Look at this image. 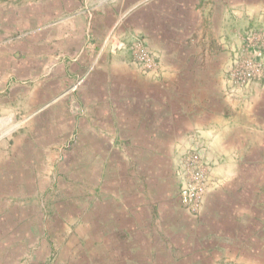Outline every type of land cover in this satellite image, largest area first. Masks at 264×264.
Listing matches in <instances>:
<instances>
[{
	"label": "rangeland",
	"instance_id": "obj_1",
	"mask_svg": "<svg viewBox=\"0 0 264 264\" xmlns=\"http://www.w3.org/2000/svg\"><path fill=\"white\" fill-rule=\"evenodd\" d=\"M240 8L243 7L236 5L232 9L239 12ZM233 33L234 30L231 36ZM251 34L258 39L256 46L263 49L257 58L246 46ZM139 44L148 46L145 39L136 42L130 75L133 72L134 90L142 94L146 87L140 82L157 69L158 63L155 52L149 48L156 60L155 67L147 70L140 65L135 59V47ZM3 47L0 43V50ZM9 55L14 57V53ZM217 56L214 64L219 66L218 70L224 65L219 74L226 82H233L231 70L236 61L252 57L264 67V33L249 30L245 47L235 59L229 53ZM40 72L35 81L41 83L52 71ZM212 73L211 83L220 80L218 73L214 76ZM87 74L77 75L56 102L61 104L66 97L76 94L88 79ZM106 76L103 73L104 79ZM30 80L17 82L28 86ZM212 86L200 89L199 97H208L210 106L222 112L229 91L226 94L218 84ZM104 88L110 89L108 85ZM4 94V87L0 86V97ZM259 99L257 113L261 114L259 126L263 133L264 87L260 88ZM106 104L105 108L116 109L115 121H120L122 128L131 134L115 133L109 124L105 126L108 118H103L100 125H104V132L82 135L80 143L85 145L82 149L88 152L81 153H86L88 163L103 158V171L87 166L78 153L72 152L77 136L69 131L68 118H56L55 128L35 130L34 166L9 158L12 152L20 153L17 144L23 141L22 134L14 128L18 121L0 128V264H264V133H254L260 140L259 146L249 150L248 159L243 158L244 172L236 177L233 162L223 156L227 145L224 142L223 149L206 151L199 145H190L185 133L180 146L159 151L157 140H149L153 133L135 132L139 129L136 120L131 117L132 112L121 109V102ZM199 104L201 109L207 108L205 102ZM72 106L73 111H79L77 103ZM82 119L88 131L92 127L88 121L92 124V120ZM200 120L205 121L199 129L204 135L225 122L223 117L214 118L209 114ZM216 122L220 124L215 126ZM196 132L198 135L193 132L191 135L195 143L202 140L200 132ZM95 137L104 140L107 147L95 143ZM129 139L133 145L126 144ZM138 144H142L140 149ZM93 152L98 153L97 158ZM27 153L33 154V151ZM194 155L201 158L205 182L203 205L197 214L190 213L180 201L181 186L191 169L189 159ZM107 158H110L109 165L105 164ZM213 161L218 163L212 165ZM208 191L224 194H213L209 202ZM219 195L224 196L225 202L220 206L228 213L220 217V222L214 214L215 208H211H218ZM217 231L224 234V239Z\"/></svg>",
	"mask_w": 264,
	"mask_h": 264
},
{
	"label": "crops",
	"instance_id": "obj_2",
	"mask_svg": "<svg viewBox=\"0 0 264 264\" xmlns=\"http://www.w3.org/2000/svg\"><path fill=\"white\" fill-rule=\"evenodd\" d=\"M236 5L243 8L233 11ZM249 30L264 33V0H0V43L4 46L0 50L3 74L0 86L5 92L0 97V128L18 121L14 128L23 139L17 144L20 153L12 152L9 158L34 166L35 130L55 128L56 118H68L69 131L77 136L74 148L78 151L73 148L72 152L78 153L87 166L102 169L103 158L88 163L86 153H81L88 151L82 149L85 145L80 142L84 133L104 132V125H100L103 118H108L105 126L110 125L115 133H130L120 121H115L116 109L105 108L107 102L110 105L121 102V109L132 112L131 117L136 120L139 129L135 132L153 133L149 140H157L159 151L180 146L185 133L190 145H199L206 151L223 149L224 142L227 145L223 156L233 162L234 174L240 177L244 172L242 165H246L241 163L243 158L248 159L249 150L259 146L260 140L254 133H264L259 126L261 114L257 113L264 76L245 85L226 82L219 74L224 65H220L221 70L216 69L219 66H215L214 59L222 53L237 58L245 47ZM140 38L155 52L158 67L140 82L147 89L137 94L130 71L134 68V46ZM9 53H14V57ZM45 70L52 71L48 79L35 81L40 71ZM211 71L213 76L218 73L220 80L211 83ZM83 73H88L83 87L57 103L65 86H71L77 75ZM103 73L107 74L106 79ZM18 79H31L30 85L20 84ZM211 84L212 88L218 84L226 94L229 91L222 112L210 106L208 97H199L198 91L208 89ZM105 85L110 87L108 91ZM203 102L207 108L201 109L199 103ZM74 103L79 111H73ZM206 114L223 117L224 125L204 135L199 129L205 123L200 119ZM84 117L92 120V124L87 120L92 125L88 131L82 121ZM219 124L216 122L215 126ZM195 129L202 138L197 143L191 136L192 132L197 134ZM129 140L124 144L137 143L136 137L133 143ZM94 141L107 147L104 140L95 137ZM137 146L140 149L142 144ZM93 153L97 158L98 153ZM216 163L213 161L212 165ZM220 192L208 191L209 202L213 194ZM217 198L218 208H211H215L220 222V217L228 213L220 206L225 202L224 196ZM218 234L224 237L222 232Z\"/></svg>",
	"mask_w": 264,
	"mask_h": 264
},
{
	"label": "built area",
	"instance_id": "obj_3",
	"mask_svg": "<svg viewBox=\"0 0 264 264\" xmlns=\"http://www.w3.org/2000/svg\"><path fill=\"white\" fill-rule=\"evenodd\" d=\"M257 40V41H256ZM247 49L250 53L255 54V58L263 54L262 46H256L258 39L256 35L251 34L247 39ZM135 59L147 70H151L156 65V60L149 50V47L139 44L135 47ZM264 67L256 59L250 57L244 61H236L234 68L231 70L232 80L238 84H249L263 76ZM201 158L199 155H194L189 159L191 167L188 179L183 183L180 189V201L182 205L193 214H197L204 199V173L201 167Z\"/></svg>",
	"mask_w": 264,
	"mask_h": 264
}]
</instances>
